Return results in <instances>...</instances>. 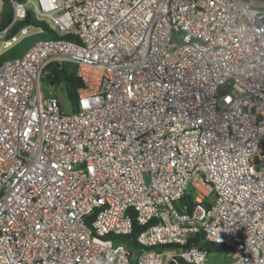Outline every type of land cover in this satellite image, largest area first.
<instances>
[{"label": "built area", "instance_id": "built-area-1", "mask_svg": "<svg viewBox=\"0 0 264 264\" xmlns=\"http://www.w3.org/2000/svg\"><path fill=\"white\" fill-rule=\"evenodd\" d=\"M9 3L0 55L46 36L0 63V264H206L197 233L264 264V0ZM63 63L69 113L40 89Z\"/></svg>", "mask_w": 264, "mask_h": 264}, {"label": "trees", "instance_id": "trees-1", "mask_svg": "<svg viewBox=\"0 0 264 264\" xmlns=\"http://www.w3.org/2000/svg\"><path fill=\"white\" fill-rule=\"evenodd\" d=\"M1 1L3 2L4 8L2 9V12H1L2 18L0 21V29L4 28L11 21V18H12V11H11L9 0H1ZM27 24H33L35 26L40 25V23L34 21L28 15L26 19L21 20L19 22L18 26L23 27ZM46 29H48V32H50L52 34V36H54V37L57 36L54 31L50 30V28H46ZM17 30H18V28H16V26L14 25V27L11 30V34L15 33ZM32 35L41 36L42 34L35 33V34H31V36ZM62 37L66 38V39H74V36L72 34H65ZM25 38L26 37L22 38L17 44L13 45L11 48H9L5 52H3L0 55V63L6 59L17 56L18 53L21 51V44ZM45 77L48 79L49 82H51V84L60 83L62 80L65 81L64 82L65 83V90L67 93V97L71 102L72 111H76L78 109V93H77V90L82 85V83H81L80 78L76 76V73L74 72V70L71 68H65L64 66H58L57 64H51L48 67V71L45 74ZM193 201H194L193 200V192H192V190H190L182 198H180L179 203H180V205H188V207H190V206H192ZM141 230H142V227L134 224L132 233L129 235L123 236V237H125V240L129 246L130 251L134 255H135V250L140 247L138 245V243L136 242V235ZM192 245H196V246L201 247L207 253H209L211 251L227 252V248L225 247V245L206 240L202 233L194 234L193 236H191L189 238L187 246H192ZM170 264H174V263H170ZM179 264H186V263H184L182 260L179 259Z\"/></svg>", "mask_w": 264, "mask_h": 264}, {"label": "rangeland", "instance_id": "rangeland-1", "mask_svg": "<svg viewBox=\"0 0 264 264\" xmlns=\"http://www.w3.org/2000/svg\"><path fill=\"white\" fill-rule=\"evenodd\" d=\"M250 1V0H249ZM4 8V6H3ZM1 13H0V21H1ZM36 20L37 17H33V20ZM21 20H19L15 26L16 28H20L21 26L19 25V22ZM38 23H40V25L42 27L45 26V28H49L51 27L49 22H45L44 24L42 23L43 21H39L37 20ZM42 23V24H41ZM46 36V34H42L41 36H35V35H30L28 37H26L24 39V41L21 44V50H24L25 48L29 47L36 39L40 38V37H44ZM61 66H64L65 68H71L74 70L76 69V66L73 63H63ZM65 81L62 80L60 83H55V84H51V82L48 81V79L45 77V75L41 78L40 80V89H41V94L42 96H48L50 94L54 95L59 103L61 104V107L63 108V110L67 113L72 112V106H71V102L67 97V93L65 90ZM174 206L177 209H180V203L179 202H174ZM111 238L113 239V241L116 242H122V243H126L125 237L123 236H114L111 235ZM144 248L139 247L138 249L135 250V255L140 253V251H143ZM134 256V255H133ZM230 260V256L228 252H215V251H211L207 254V261L206 264H228Z\"/></svg>", "mask_w": 264, "mask_h": 264}, {"label": "crops", "instance_id": "crops-1", "mask_svg": "<svg viewBox=\"0 0 264 264\" xmlns=\"http://www.w3.org/2000/svg\"><path fill=\"white\" fill-rule=\"evenodd\" d=\"M16 44H17V43H16ZM14 45H15V44H14ZM11 47H12V46H11ZM25 49H26V48H25ZM25 49H24V50H25ZM24 50H21V51L18 53L17 56L21 55V54L23 53ZM51 95H52V94H51Z\"/></svg>", "mask_w": 264, "mask_h": 264}]
</instances>
